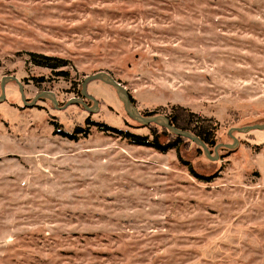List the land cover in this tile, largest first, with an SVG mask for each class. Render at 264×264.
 Segmentation results:
<instances>
[{
	"label": "rangeland",
	"instance_id": "374dc122",
	"mask_svg": "<svg viewBox=\"0 0 264 264\" xmlns=\"http://www.w3.org/2000/svg\"><path fill=\"white\" fill-rule=\"evenodd\" d=\"M100 72L141 112L182 106L232 144L264 124V0H0V93L16 77L28 101L51 91L61 107H25L6 84L0 264H264V130L233 132L218 161L192 142L133 145L86 124L151 137L103 82L87 87L95 113L63 108Z\"/></svg>",
	"mask_w": 264,
	"mask_h": 264
},
{
	"label": "trees",
	"instance_id": "16d2710c",
	"mask_svg": "<svg viewBox=\"0 0 264 264\" xmlns=\"http://www.w3.org/2000/svg\"><path fill=\"white\" fill-rule=\"evenodd\" d=\"M31 56L35 58L37 55L31 54ZM43 58L47 61V63H41V64H44L45 66H50L49 63L53 59H51L50 57H43ZM59 63H60L59 65H53L51 66V68H58L64 66V61L59 60ZM55 74L56 76H64L66 78L69 77V73L64 71L57 72ZM78 94L79 97H82L81 93ZM131 100L135 104V101L132 97ZM85 102L87 103V100H85ZM161 110L164 111V115L169 119L171 125H173L174 127L180 130L191 132L207 145V147L210 149L212 154L214 153V149L218 145L216 142V133L219 129V123L216 120H214L213 118L204 117L197 113H193L189 109L178 105L171 106L169 109L161 108ZM141 113L144 116H149V117L162 115L160 114V109H157L152 112H141ZM86 124L89 126H95L102 132H112L113 134H116L117 136L128 140L133 145L150 147L161 153H167L170 150H178L179 146L182 143L191 142L187 139L177 137L171 134L167 129L159 127L155 124H151L148 126L149 129L151 130V137L149 135L135 134L132 133L131 131L118 130L114 127L108 126L107 124L91 122L89 119L86 121ZM57 133H59L65 138H68L69 140L76 139L75 134L69 135L67 133L58 132V131ZM75 133L86 134V131L78 127ZM161 136L171 137V139L168 140L167 142H162ZM198 149L202 150L200 147H198ZM188 166H189V172L193 177L206 181L210 180V177H205L203 175H200L194 170L192 166L190 165Z\"/></svg>",
	"mask_w": 264,
	"mask_h": 264
},
{
	"label": "water",
	"instance_id": "95a60500",
	"mask_svg": "<svg viewBox=\"0 0 264 264\" xmlns=\"http://www.w3.org/2000/svg\"><path fill=\"white\" fill-rule=\"evenodd\" d=\"M12 81L18 84L20 95H21V100L25 107H33L37 103V101H39V99H47L51 101L52 105L56 109H61V107L59 106V102L56 99L55 94L51 91L40 92L31 101H28L25 96L24 86L21 83V81L17 79L16 77H4L1 80L0 103L6 100V89H5L6 84ZM93 81H101L104 84L112 87L116 91L117 97L123 104L126 113L133 121L137 122L141 126H149L151 124H155L159 127L167 129L171 134L177 137H181V138H184V139H187L193 142L195 145H197L203 150L205 156L211 161L219 160V149L220 148H227V149L232 150L237 147L238 140L232 135L233 132L247 133L252 130H264V124H256L253 126H246L242 128H233L229 131V136L233 139V143L217 145L214 149V155H213L210 149L207 147V145L203 141H201L198 137H196L191 132L180 130L174 127L173 125H171L169 119L165 115H157V116H152V117L144 116L141 113V111L137 108V106L132 102L131 96L128 90L123 85H121L119 82H117L110 74L105 73V72H100L95 75L87 77L82 84V90H81L82 98H73L69 100L64 105L63 108H66L69 105L77 104L87 109L88 112L95 113L98 108V102L94 97L90 96L87 93V87L89 83ZM85 100L92 101L93 105L91 107L88 106Z\"/></svg>",
	"mask_w": 264,
	"mask_h": 264
},
{
	"label": "flooded vegetation",
	"instance_id": "af4514ba",
	"mask_svg": "<svg viewBox=\"0 0 264 264\" xmlns=\"http://www.w3.org/2000/svg\"><path fill=\"white\" fill-rule=\"evenodd\" d=\"M89 106V105H88Z\"/></svg>",
	"mask_w": 264,
	"mask_h": 264
}]
</instances>
